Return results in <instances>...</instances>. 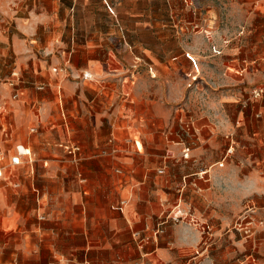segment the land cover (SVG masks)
I'll use <instances>...</instances> for the list:
<instances>
[{
    "label": "crops",
    "instance_id": "1",
    "mask_svg": "<svg viewBox=\"0 0 264 264\" xmlns=\"http://www.w3.org/2000/svg\"><path fill=\"white\" fill-rule=\"evenodd\" d=\"M42 1H2L15 5L0 12V148L10 154L21 143L35 155L38 138L53 147L52 162L60 176L73 173L84 183L83 165L90 172L97 168L109 202L78 204L82 211L85 206L99 208V219L92 220L101 223L99 233L75 219L55 220L66 227L61 235L66 247L55 252L56 258L76 264L72 256L78 237V248L84 249L89 264L98 254L101 264H264V98L244 111L238 106L243 92L234 86L207 85V90L188 93L185 70L192 76L198 73V84L235 83L234 75H225V61L215 56L221 52L204 55L208 44L201 40L180 42L162 61L155 45L116 44V36L114 42L101 23L103 15L86 9L90 0L69 3L70 11L77 9L81 18V38L75 46L72 18L66 25L59 16V1L49 0V9ZM104 13L117 21L116 12ZM3 22L12 29L7 35ZM134 28L139 29L137 23ZM146 29L154 35L151 26ZM183 50L194 54L189 52L195 66ZM6 51L12 56L9 69L2 64ZM137 57L141 62L130 70ZM147 66L154 68L152 75ZM68 67L88 76L80 82L65 81ZM12 72L19 75L22 94L17 100L10 99L7 85ZM39 83L47 87L37 90ZM77 87L83 90L76 92ZM257 113L259 120L253 118ZM80 130L89 132L86 139L78 135ZM130 136L139 138V152L124 144ZM185 144L190 146L187 159L181 157ZM73 145L79 146L74 162L65 150ZM230 145L232 153L226 154ZM114 149L96 159L99 152ZM35 174V162L22 164L10 168L0 184H22ZM115 191L119 196L110 201ZM64 193L67 201L75 202L69 190ZM122 198L128 204L115 209ZM248 204L255 207L258 226L255 235L245 238L230 227ZM171 215L180 220L172 221ZM40 216L38 207V220ZM162 221L163 232L155 235ZM75 223L81 231L76 232ZM134 231L142 238H135ZM256 244L259 250L254 254L251 247Z\"/></svg>",
    "mask_w": 264,
    "mask_h": 264
},
{
    "label": "rangeland",
    "instance_id": "2",
    "mask_svg": "<svg viewBox=\"0 0 264 264\" xmlns=\"http://www.w3.org/2000/svg\"><path fill=\"white\" fill-rule=\"evenodd\" d=\"M2 1L0 0V12L8 6L15 5ZM58 1L61 21L67 25L66 21H70L72 18V25L75 27L73 39L76 46L78 44L76 42L81 38L78 30L79 26L81 27L78 10L70 11L71 0ZM85 4L87 5L86 9L91 10L95 16L103 15L101 23L106 26L110 32L108 37L113 38L114 42L116 36V44L155 45V53L160 56L162 61L174 53L180 42L191 45L201 40V43L208 44L209 52L203 51L204 55L220 54L221 52L220 55L215 56L225 61V63H221L225 75H234L235 83L231 81L229 84L220 82L198 84L196 83L198 82V73L195 72L192 76L190 70H185V76L190 79L186 84L188 93L204 87V90H207L208 86L211 88L234 86L243 92L238 106L241 107V110L247 111H249L250 105L254 106L257 101L264 98V94L256 99L252 97L253 89L264 85V0H90ZM42 6L49 9L50 1L43 0ZM107 6L111 11L117 13V21L104 13L106 10L110 14ZM136 23L139 26L138 30L134 28ZM3 25L5 35L9 34L12 31L9 22H3ZM147 26H151L154 35L146 29ZM112 32L116 34H112ZM183 51L185 54L190 52ZM212 51L213 53H211ZM135 59L136 64L130 70L136 69L138 62H141L140 57ZM2 60L4 67L11 68L12 56L9 51H6L2 56ZM230 60H234V63ZM152 69H154L152 66H147L149 75H152ZM83 74V71H76L68 67L65 81H79ZM39 84L46 85L45 83ZM79 86L81 85L79 84ZM63 90L66 92L65 87ZM80 90L83 89L77 87L76 92ZM194 100V98L191 99V102L194 103ZM253 118L259 120L260 117L254 115ZM25 132L26 130H23L20 135L23 137ZM88 134L89 132L84 133L81 130L78 132L81 138L85 136L84 139L88 137ZM33 145L37 150L34 155L36 174L33 180L25 179L18 187L0 184V264H66V260H58L55 254V252L63 251L66 247V239H61L62 231L66 227L55 223V220L60 218L75 219L79 221V224H84L86 230H89L91 225L90 231L99 233L101 223H92V220L99 219L101 213L99 208L91 207L88 210L85 206V210L82 211L78 204L85 201L94 205L105 202L109 204L105 197L106 182L95 171L97 168L90 172L88 165H83L84 183L80 182L73 173L68 177L60 176L52 162L55 158V154L52 152L54 151L53 147L45 146L38 138ZM185 146L189 145L185 144ZM103 151L106 154H101L102 151L99 152L100 157H97V160H102L113 153V150ZM96 159H91L90 163L95 164ZM43 163L46 164L45 167ZM115 174L114 176H116ZM84 188H87V193H83ZM66 190L71 192V196L75 195V202L66 200L64 195ZM118 196V192H112L110 201L117 199ZM72 203L75 204L74 207H67ZM38 207L43 215L42 218H39L40 220L37 218ZM246 207L234 217L230 228L243 237L249 238L257 232L256 211L250 215L252 222L249 234L245 235L236 225L246 211ZM75 224L76 232L81 231L82 227ZM74 245L76 248L72 258L76 260V264H89V258L83 256L84 249L78 248L82 245L78 237H76ZM251 249L256 254L259 245L256 244ZM262 249L264 250V246ZM99 257L98 254L97 258H92L90 264H101Z\"/></svg>",
    "mask_w": 264,
    "mask_h": 264
},
{
    "label": "built area",
    "instance_id": "3",
    "mask_svg": "<svg viewBox=\"0 0 264 264\" xmlns=\"http://www.w3.org/2000/svg\"><path fill=\"white\" fill-rule=\"evenodd\" d=\"M107 3L105 2V5ZM107 9H109V7L107 6ZM110 10V9H109ZM110 14L114 15V12L110 10ZM187 57L189 60L192 61V63L195 66V60L193 59L192 56H190L188 53H186ZM84 77H87L88 74L84 73L83 74ZM19 82V75L16 72H12L10 74V79L7 81L8 87H10L12 90L11 94H10V99L11 100H17L19 98V96L22 94V92L18 89L17 84ZM46 87V85H41V84H37L35 85V88L37 90H44ZM264 94V85L257 87L255 89H253L252 91V97L253 98H259ZM256 116H259V113L256 114ZM31 132L35 131V128H30ZM125 143L127 144H132L134 146V148L136 149V151H140L141 148V143L138 137L136 136H130L129 138H127L125 140ZM61 146H63L62 144H60ZM64 147V146H63ZM65 150L68 154H70L72 157L70 158L71 161H76L78 160V150H79V146L77 145H73V146H65ZM233 150L232 145H230L227 148L226 154L231 153ZM115 150H113L114 152ZM189 151L190 148L189 146H184L181 150V157L183 159H187L189 157ZM101 154H106L105 151H102ZM35 158L34 155L32 153V151L25 145L19 143V144H15L13 147V151L8 154L5 150L0 148V181L1 180H6L5 178L6 176V172L13 167L16 166H20L22 164H32L34 163ZM115 172L117 173H121L122 171L120 169H116ZM158 172H162V170L160 169ZM13 187H18L19 183L17 182H11ZM128 204V199L127 198H122L118 201V203L113 206L115 209H119L122 210L126 205ZM255 212V207L248 205V207H246V211L242 214L240 220L238 221L237 228H240L239 230H242L244 232L245 235L250 233V224H251V217L250 215L253 214ZM39 218H42V216H40ZM171 220L174 222H178L179 219V215L177 216H170ZM189 222V221H188ZM237 222V221H236ZM244 222L245 224L241 223ZM162 224L163 221L155 228L154 234H160L163 232V228H162ZM189 224L195 225L196 221L195 220H190ZM133 236L135 238L141 239V235L138 231H134L133 232Z\"/></svg>",
    "mask_w": 264,
    "mask_h": 264
}]
</instances>
